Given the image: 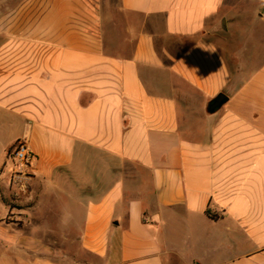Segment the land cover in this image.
Here are the masks:
<instances>
[{
	"label": "crops",
	"instance_id": "1",
	"mask_svg": "<svg viewBox=\"0 0 264 264\" xmlns=\"http://www.w3.org/2000/svg\"><path fill=\"white\" fill-rule=\"evenodd\" d=\"M252 1L0 0V264H264Z\"/></svg>",
	"mask_w": 264,
	"mask_h": 264
},
{
	"label": "rangeland",
	"instance_id": "2",
	"mask_svg": "<svg viewBox=\"0 0 264 264\" xmlns=\"http://www.w3.org/2000/svg\"><path fill=\"white\" fill-rule=\"evenodd\" d=\"M112 2H116V0H112ZM253 5H251V14L259 17L260 15H264V0H253ZM251 37H245L248 40L242 44V48L240 52L242 53L243 59L246 61H252V64L257 63L261 56H264V24H259L254 29V32L250 35Z\"/></svg>",
	"mask_w": 264,
	"mask_h": 264
},
{
	"label": "built area",
	"instance_id": "3",
	"mask_svg": "<svg viewBox=\"0 0 264 264\" xmlns=\"http://www.w3.org/2000/svg\"><path fill=\"white\" fill-rule=\"evenodd\" d=\"M8 156L12 159L14 166L18 169V171L14 173L11 183L19 185V187H25V182L30 179L27 171L33 159V155L28 148L26 141H17L9 151Z\"/></svg>",
	"mask_w": 264,
	"mask_h": 264
},
{
	"label": "water",
	"instance_id": "4",
	"mask_svg": "<svg viewBox=\"0 0 264 264\" xmlns=\"http://www.w3.org/2000/svg\"><path fill=\"white\" fill-rule=\"evenodd\" d=\"M227 102V97L224 94H219L208 106L210 113H215Z\"/></svg>",
	"mask_w": 264,
	"mask_h": 264
}]
</instances>
